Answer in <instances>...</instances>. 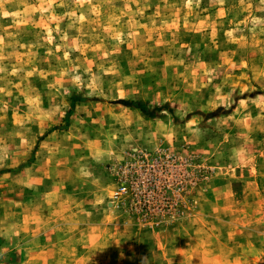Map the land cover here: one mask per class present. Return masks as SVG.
<instances>
[{
    "label": "rangeland",
    "instance_id": "1",
    "mask_svg": "<svg viewBox=\"0 0 264 264\" xmlns=\"http://www.w3.org/2000/svg\"><path fill=\"white\" fill-rule=\"evenodd\" d=\"M57 135L87 203L0 264H264V0H0V174Z\"/></svg>",
    "mask_w": 264,
    "mask_h": 264
},
{
    "label": "crops",
    "instance_id": "2",
    "mask_svg": "<svg viewBox=\"0 0 264 264\" xmlns=\"http://www.w3.org/2000/svg\"><path fill=\"white\" fill-rule=\"evenodd\" d=\"M62 138L57 135L49 141H40L29 164L12 175L0 174V184L6 182L5 186H0V238L6 242L16 234L27 242H41L56 224L72 222L68 218L76 216L73 209L84 207L87 203L77 195L80 188L91 189L83 175L93 155L83 152L84 156L78 157L72 152L74 142L68 143L65 151L57 150L54 141ZM59 156L62 159L59 160ZM64 199H71L68 201L70 205H66Z\"/></svg>",
    "mask_w": 264,
    "mask_h": 264
}]
</instances>
